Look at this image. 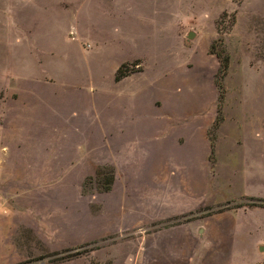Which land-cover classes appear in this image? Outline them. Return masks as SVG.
Wrapping results in <instances>:
<instances>
[{"label": "crops", "instance_id": "1", "mask_svg": "<svg viewBox=\"0 0 264 264\" xmlns=\"http://www.w3.org/2000/svg\"><path fill=\"white\" fill-rule=\"evenodd\" d=\"M155 1L163 4L156 14ZM191 1L200 15L202 0ZM166 2V9L164 0H35L30 5L41 12V33L36 47L25 48L47 51L46 63L37 65L50 66L55 76L10 77L0 114L2 169L17 163L19 178L36 177L27 171L58 178V164L64 163L61 177L76 172L87 178L112 167L113 190L130 196V220L144 226L196 213L220 180L238 173L240 153L247 156L239 148L245 145L231 144L232 154L226 155L220 138L212 143L207 132L218 111L216 118L215 113L202 117L201 81L195 75H169L170 56L160 57L159 71L150 73L154 35L163 38L168 32V26L152 20L169 16ZM19 27L24 35L33 29L32 24ZM59 34L68 35L67 50L56 45ZM18 43L26 45L22 38ZM195 56L194 68H200V55ZM130 64L137 70L117 81L119 69ZM240 214L227 210L147 231L137 238L143 245L130 253L128 264H264V245L253 247L249 234L235 233Z\"/></svg>", "mask_w": 264, "mask_h": 264}, {"label": "rangeland", "instance_id": "2", "mask_svg": "<svg viewBox=\"0 0 264 264\" xmlns=\"http://www.w3.org/2000/svg\"><path fill=\"white\" fill-rule=\"evenodd\" d=\"M34 1L0 0V114L11 76H55L50 66L37 65L46 63L47 51L25 48L36 47L41 33V12L28 9ZM193 4L169 0V16L153 17V24L163 23L168 32L163 38L155 33L149 70L156 73L160 57L170 56L169 75L179 72L201 81L206 101L202 117L215 113L216 118L221 111L219 119H224L208 130L212 143L220 138L226 155L232 154L231 144L245 145L239 148L247 156L240 153L238 173L220 180L196 213L144 226L130 220V196L113 190L112 167L87 178L76 172L61 177L66 164L59 163L58 178L27 171L36 177L22 179L17 177L19 164H5L6 170L0 163V264H128L130 253L143 245L137 240L140 235L205 218L221 209L241 213L235 233L249 234L253 247L264 245V0H202L200 15ZM162 5L161 1L151 4L155 14ZM167 5L164 0L165 9ZM19 23L22 27L32 24V32L20 34ZM20 38L26 45L17 44ZM68 38L59 34L55 43L67 50ZM195 54L200 55V68H194V58L198 64ZM227 58L225 75L222 63ZM18 60L28 66H19ZM135 65L125 70H137ZM5 173L11 178L4 177ZM260 256L264 258V252Z\"/></svg>", "mask_w": 264, "mask_h": 264}, {"label": "trees", "instance_id": "3", "mask_svg": "<svg viewBox=\"0 0 264 264\" xmlns=\"http://www.w3.org/2000/svg\"><path fill=\"white\" fill-rule=\"evenodd\" d=\"M224 65V66H223ZM222 67H223V73L226 75V73H227V71H228V69H229V58H227L226 59V63L224 64V63H222ZM126 69V65H124V66H122L120 69H119V71H118V73H117V76H116V80L117 81H119V80H121L124 76H126V74L128 73V71H126L125 70ZM223 74V75H224ZM221 97H222V95H220V99H221ZM221 114V111L220 112H218V118H217V121H216V123H215V125L216 126H218V125H220L221 124V122H222V120L221 119H219V115ZM214 125V126H215ZM240 207H243V206H238L237 208H240ZM225 210H227V209H221V210H218V211H225ZM200 217H204L203 215H201ZM189 221H191V220H186L185 221V223L186 222H189Z\"/></svg>", "mask_w": 264, "mask_h": 264}, {"label": "water", "instance_id": "4", "mask_svg": "<svg viewBox=\"0 0 264 264\" xmlns=\"http://www.w3.org/2000/svg\"><path fill=\"white\" fill-rule=\"evenodd\" d=\"M190 37H192V35H190Z\"/></svg>", "mask_w": 264, "mask_h": 264}]
</instances>
